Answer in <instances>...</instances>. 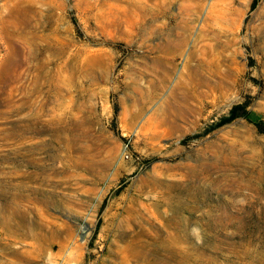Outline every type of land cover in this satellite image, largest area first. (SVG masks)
Here are the masks:
<instances>
[{"label":"rangeland","instance_id":"obj_1","mask_svg":"<svg viewBox=\"0 0 264 264\" xmlns=\"http://www.w3.org/2000/svg\"><path fill=\"white\" fill-rule=\"evenodd\" d=\"M242 103L264 0H0V264H264Z\"/></svg>","mask_w":264,"mask_h":264},{"label":"trees","instance_id":"obj_2","mask_svg":"<svg viewBox=\"0 0 264 264\" xmlns=\"http://www.w3.org/2000/svg\"><path fill=\"white\" fill-rule=\"evenodd\" d=\"M251 9H254V3L251 4ZM73 25L75 27L77 35L80 37L81 34H80L79 26L75 20H73ZM113 109H114V114L116 115L117 106L115 103H113ZM241 117L247 119L250 123H252L255 127H257V129L260 132L264 133V116H260V115H257L255 113L248 112L247 103H242V104H237V105L232 106L231 109L229 110L228 115L225 118H223L218 124L212 126L210 128V130H208V132H206V134H208L210 131H212L216 127H220L222 125L228 124V123L234 121L235 119L241 118ZM113 127H114V124H113ZM195 137H198V135ZM151 161H154V160L151 159L148 162H151ZM120 190H121V188L117 191V193ZM105 204L106 203L103 202V204L100 207V210H102L105 207ZM96 228H98V227H96Z\"/></svg>","mask_w":264,"mask_h":264},{"label":"bare ground","instance_id":"obj_3","mask_svg":"<svg viewBox=\"0 0 264 264\" xmlns=\"http://www.w3.org/2000/svg\"><path fill=\"white\" fill-rule=\"evenodd\" d=\"M164 1V0H163ZM158 4V3H157ZM170 4V3H169ZM162 5H165V4H162ZM168 7V6H167ZM167 7H165V8H167ZM190 9H192V8H190ZM192 11V10H191ZM164 12V11H163ZM183 12V11H182ZM161 14V13H160ZM182 19V18H181ZM180 21V20H179Z\"/></svg>","mask_w":264,"mask_h":264}]
</instances>
